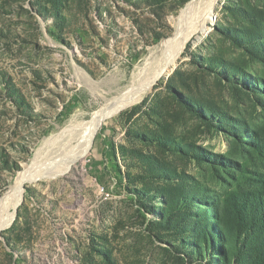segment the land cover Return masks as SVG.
<instances>
[{
	"label": "rangeland",
	"instance_id": "1",
	"mask_svg": "<svg viewBox=\"0 0 264 264\" xmlns=\"http://www.w3.org/2000/svg\"><path fill=\"white\" fill-rule=\"evenodd\" d=\"M25 171L0 264H264V0H0V202Z\"/></svg>",
	"mask_w": 264,
	"mask_h": 264
},
{
	"label": "bare ground",
	"instance_id": "2",
	"mask_svg": "<svg viewBox=\"0 0 264 264\" xmlns=\"http://www.w3.org/2000/svg\"><path fill=\"white\" fill-rule=\"evenodd\" d=\"M201 2V1H200ZM214 2V1H213ZM204 6V5H203ZM188 5L185 10L182 11L181 16L178 18V29L177 33L172 39V41L167 46V51L165 53V59L160 61L159 64L154 68L150 78L144 83L142 81L137 86H134L130 90L123 92L121 95L115 97V99L108 100L109 108L97 115L91 117V119L77 129V117L73 116L69 118L68 123L64 130H74L76 128V133L79 131L83 134L79 137H76V145L73 152H71L68 160H77L82 159L88 153V150L91 146L93 137L101 123V121L119 111L120 109L132 104L136 100L140 99L142 94L147 90V88L152 84L154 78L161 72V69L178 53L182 47L184 41L188 36L206 19L209 18L211 14V5H208L206 10L199 13H190L189 15ZM198 10V9H197ZM189 22V23H187ZM166 50V48H165ZM163 57V56H162ZM162 60V59H161ZM122 92V91H121ZM120 92V93H121ZM63 133V132H62ZM39 178L37 174H31L29 171H25L18 177L15 184L11 185L10 191L6 194L0 202V228L9 223L13 218V213H9L10 209H15L18 204L21 202L22 198V186L25 181H35Z\"/></svg>",
	"mask_w": 264,
	"mask_h": 264
},
{
	"label": "trees",
	"instance_id": "3",
	"mask_svg": "<svg viewBox=\"0 0 264 264\" xmlns=\"http://www.w3.org/2000/svg\"><path fill=\"white\" fill-rule=\"evenodd\" d=\"M240 215V219H239V221H238V225L239 226H242V227H248V225H247V223L245 222V218L243 217V215L242 214H239ZM243 229V228H242Z\"/></svg>",
	"mask_w": 264,
	"mask_h": 264
}]
</instances>
